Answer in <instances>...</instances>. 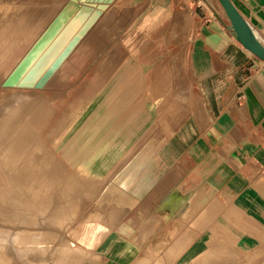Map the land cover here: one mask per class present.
I'll return each mask as SVG.
<instances>
[{
    "label": "rangeland",
    "instance_id": "1",
    "mask_svg": "<svg viewBox=\"0 0 264 264\" xmlns=\"http://www.w3.org/2000/svg\"><path fill=\"white\" fill-rule=\"evenodd\" d=\"M69 1L70 0H0V19H4L3 23L7 20H14L16 24L20 25V30L4 36V39H8L6 43L2 42V40H4L3 38L0 39V211L5 208L11 211V207H14V197L12 196L14 192L21 193L26 203L36 204L40 199H47L49 202H53L52 206L54 207L51 206L49 215L53 214L52 218L56 217L57 220L54 223H52L51 220L49 226L46 228L42 226L35 229V231L46 232L42 237L43 240L46 241V245H48L46 246L48 251L45 254L46 256L43 255V259L44 257H48L49 260L51 259L48 261V264H54L51 258L52 256L49 254L51 250L57 247L63 249L72 244L68 243L67 239L74 241L73 244H81L77 241V238H74L69 232L70 230H68V227H72V229L78 228L81 222L86 219L97 220L104 224L106 229L97 234V243L94 246L83 249L84 253L74 251V254H79V256L76 259L73 258V255L69 256L71 264H140V262L141 264H152L157 258H161L163 264L168 261V258L169 262H166V264H189L182 258V250L179 249V243L177 244L176 240L173 241V237L162 235L161 241L163 242L160 248L158 246L157 236L145 241V235L142 236L145 220H143V215L138 216L137 214V212H142L141 202H133L131 203L133 206L129 204L128 206L130 207L123 206L124 208L119 206L122 203H115L119 198L118 196H120L119 190L116 189L117 193H114L115 191H111L109 187L112 184H117L115 176L121 173L125 164H122L123 168L120 172H118L120 164L114 163L111 167L105 168L103 175H97L95 177L83 176L78 174L79 172L76 170V164L72 163L70 160L81 146L69 145L68 147L66 146V148H57L55 146V144L58 143L55 142L62 136V132L67 131V125L76 117L75 113L80 112L87 102L93 99L95 94L107 85L106 83L112 77V74L109 73L110 70L106 71L104 75L94 76L92 75L93 70L89 71L81 68L84 66V61L79 59L75 61L69 60L66 67H63L59 73L57 72L49 85L43 90L3 85L4 79L17 66L24 54L27 53V50L39 38L42 31L48 27V24L55 16H60V18L57 17V20L55 19L51 25V29L44 37V41H42L43 43L38 46V52L49 45V43L61 33V30L66 28V25H71V32L77 31L74 27L75 25L79 27L78 16L81 18L84 12L82 13L81 11V13L77 15V12H75V6L79 7L77 2H74L75 4H70ZM158 1L159 0H145V3H152L149 9L148 6H145V56L142 57V59L145 60V74H134L133 77H130L140 80L137 85L132 86L134 87L133 91L109 92L107 100H114V106L112 107L116 112L111 116L109 113L110 107L106 110L105 105H103L102 107L107 111L105 117H114L117 113H120V115L117 119L115 118V122L110 129L102 133V137L98 140L94 149L92 148L91 151H89L90 153L88 152L85 155L86 158L93 160L94 163L105 155L110 156L111 153L121 152V155H123L121 160L125 159L126 161H130L131 157L137 154L144 145L147 146L148 143L151 142L149 138L151 136V131L149 129L159 115L160 118L169 119L175 116L176 112H181L184 116L191 105L197 103V105L200 106L203 101V96L197 85L196 76L192 74L191 62L189 61V49L191 47L190 52L193 51L197 43L201 19L199 11L202 8L210 10L208 6L209 3L207 0H178L177 6L172 8L173 11L155 14L151 11L152 9H156V3H158ZM212 1L218 9L220 16L213 11L210 17H222L226 26L229 24V20L223 13L221 2L219 0ZM80 9L82 8H79V10ZM93 10H95V8ZM73 14H75V18H72ZM90 15L91 16L85 15V24L87 21L93 20L97 14L94 12ZM155 19L157 22L152 26V20L154 22ZM158 23L159 25H157ZM2 31L5 30L0 26V32ZM231 32L230 30V33ZM231 35L234 37L233 33H231ZM9 44H12V49L10 51H5L4 45L8 46ZM64 62L61 66L64 65ZM106 62L110 63V61ZM257 62L263 64V61L259 58ZM139 63L140 61H137V58L130 60V65L132 64L141 71L139 68L141 65ZM62 73L64 74L62 75ZM21 75L22 68L17 72L16 76L8 80V83H17ZM161 78L162 80L165 78V80H163V82L162 80L159 81ZM117 79L119 80V77H117ZM158 82L161 85H159ZM161 88L163 89L162 91ZM151 90H153V92ZM155 92H157V94ZM167 95H169V97H166ZM167 98H170V100ZM118 103H122L121 106H115V104ZM161 103L163 105L166 103V106L161 105ZM158 106H161L160 108L163 110ZM159 109L160 111H157ZM104 115H102V117H104ZM104 121L105 120H101L98 124ZM43 122L48 124L46 125ZM46 128L54 131L52 132ZM38 132L41 133L39 134ZM25 135L28 136L26 137ZM72 135L74 134L69 133V137ZM84 136L85 134L81 132L79 134V141L84 140ZM21 139H23V141H21ZM29 143H32L33 146ZM64 143L67 142L64 141ZM15 144H19V147ZM23 149L24 151H22ZM30 149L31 152H28ZM106 151L108 152L106 153ZM65 152H67V154ZM31 155L34 157L32 158ZM128 155H131V157ZM24 157H27V159L25 158L27 164L23 162L25 161ZM31 158L33 161L35 160L34 163ZM6 159L12 161L6 162ZM28 159L30 161L29 163ZM13 160L16 162L18 161L15 166H13L15 164ZM19 161L21 164L25 163L28 167L23 166V168L22 165L19 164ZM7 163L11 165L9 166ZM31 165L34 168L33 171H31ZM8 166H12V168ZM142 166L143 165L137 168L135 167L136 169L134 168V170H132L134 171L133 175H135L138 172L137 170ZM13 167H16L18 170L13 169ZM8 168L11 170L9 171ZM19 169H21L20 172L24 171L21 173L24 177H27V174L33 173L35 170V174H40V180L37 182L34 179H32L33 181H25L23 179L24 177L20 180L21 174L19 175ZM25 169L27 174H25ZM13 171L15 172L13 173ZM133 175L127 178L128 181L126 184L132 179ZM12 176L14 177L11 178ZM14 178L19 181H16ZM15 184H17L16 187ZM71 184L75 185L73 190L70 189ZM138 184H140V182ZM37 189L38 192H36ZM143 190L144 189L138 191V193L141 194L139 196L140 198L142 197ZM129 193L131 194V192ZM111 210H115V213ZM10 222L11 223H9V221L5 222L4 216L0 213L1 234L2 229L4 232L5 228H9L10 230H18L20 228V225L13 224L12 226L16 227L14 229V227L10 226L14 222L12 220H10ZM66 222L68 223L66 224ZM60 228H62V230ZM3 238L5 239H0V264H46L42 258L37 257L41 255L39 253L42 252L40 251L42 249H37L36 245L16 242L13 235L10 234ZM63 238H65L64 241H62ZM28 247L32 248L31 250L36 249V251L33 250L34 252H28L34 254L29 256L32 261L35 257L36 260H38V258L42 260L35 262L34 259L32 262L22 256V248ZM127 247H132L134 251L129 255V258L126 259L123 257V251ZM154 256L157 258L154 259ZM206 263L207 261H204V264Z\"/></svg>",
    "mask_w": 264,
    "mask_h": 264
},
{
    "label": "crops",
    "instance_id": "2",
    "mask_svg": "<svg viewBox=\"0 0 264 264\" xmlns=\"http://www.w3.org/2000/svg\"><path fill=\"white\" fill-rule=\"evenodd\" d=\"M232 1L264 38V0ZM177 2L159 0L151 12H171ZM207 2L210 10L202 8L199 11L197 43L193 51L189 49L192 74L196 76L203 101L200 106L191 105L184 116L176 112L175 117L169 119L160 118V115L156 118L149 129V138L161 142L151 159L137 170L141 176L128 183L136 187L131 194L143 206V214H137L143 215L145 220L142 231L145 241L157 236L160 248L162 235L173 237L177 244H184L181 256L189 264H203L199 257L209 251L217 254L214 253L207 264L212 261L213 264H264V62L258 63L253 53L234 40L222 17H210L213 11L220 14L212 0ZM145 6L149 9L152 3L115 0L101 13L96 8L80 9L84 13L78 30L84 28L83 35L55 74L65 68L69 60L79 59L84 61L81 68L93 70L94 76L110 70L112 77L100 91H133V82L129 84L128 79L123 80L134 74H145V60L142 59L145 56ZM75 7V12L79 13V7ZM94 12L96 17L85 24L84 18ZM155 22L156 19L152 20V26ZM134 58L140 61L141 71L133 63L130 65ZM99 104L105 105L106 110L110 107L111 116L115 114L113 99H101ZM106 114L104 111L95 119V126L102 127L101 130L94 127L90 134L97 135V141L120 115L105 117ZM101 120L105 121L98 125ZM119 166L118 172L123 168ZM144 172L145 177L142 176ZM141 189L144 190L140 198L138 191ZM212 209L215 212L210 211Z\"/></svg>",
    "mask_w": 264,
    "mask_h": 264
},
{
    "label": "bare ground",
    "instance_id": "3",
    "mask_svg": "<svg viewBox=\"0 0 264 264\" xmlns=\"http://www.w3.org/2000/svg\"><path fill=\"white\" fill-rule=\"evenodd\" d=\"M114 1L115 0H113L112 2H109V3H106L107 4V6H110V3L112 4V3H114ZM119 1V0H118ZM77 3H78V1H77ZM80 3V2H79ZM78 3V4H79ZM49 4V3H48ZM222 5V4H221ZM48 7V6H47ZM108 8V7H107ZM222 8H223V13L228 17V22H229V24H227V26H228V28L232 31L231 33H233V35H234V40L236 41V42H238L240 45H242L243 47H244V45L241 43V41L238 39V36H237V33H236V31L234 30V28L232 27V22H231V19H230V17H229V15H228V13H227V11L225 10V8L222 6ZM5 9V8H4ZM28 9V8H27ZM83 9V8H82ZM81 9V10H82ZM15 10H16V8H15ZM20 10V9H19ZM51 10V9H50ZM79 10V9H78ZM81 10H80V12L79 13H77V15L78 14H80L81 13ZM92 10V9H91ZM6 11V10H5ZM13 11V10H12ZM104 11V10H103ZM102 11V12H103ZM8 12H10V11H8ZM17 12V11H16ZM39 12H40V10H39ZM97 12H98V10H97ZM5 13V12H4ZM15 13V12H14ZM14 13H13V15H14ZM20 13V12H19ZM44 13V12H43ZM99 13V12H98ZM6 14V13H5ZM16 14V13H15ZM18 14V13H17ZM10 15V14H9ZM2 16H3V14H2ZM8 16V15H7ZM12 16V15H11ZM17 16V15H16ZM4 17V16H3ZM18 17V16H17ZM58 18H60V16H57ZM72 18H75V15H74V17H72ZM78 18H79V21H78V23H79V26H80V16H78ZM3 18L2 19H0V26L5 30V31H2V32H0V39H4V36H6V35H8V34H11V33H13V32H15V31H18V30H20L19 29V27H20V25H18V24H16V22H14V20H7V21H5L4 23H3ZM56 20H57V18H56ZM82 22H83V20H82ZM82 22H81V24H82ZM12 28H13V31H12ZM74 28H76L77 29V31H79V30H81L82 29V31H83V28H81V29H79L78 30V28L79 27H77V25H75V27ZM255 33L257 34V36L259 37V39L263 42V44H264V38H262L256 31H255ZM6 38V37H5ZM8 41V39H4V40H2V42L3 43H6ZM43 41H44V38H43ZM43 43V42H42ZM12 44H9L8 46L7 45H4V49H5V51H10L12 48V46H11ZM30 45V44H29ZM33 45V44H32ZM31 45V46H32ZM252 53V52H251ZM66 62V61H65ZM64 62V63H65ZM132 67V66H131ZM132 69V68H131ZM127 70V69H126ZM18 72V71H17ZM131 72V71H130ZM129 72V73H130ZM17 74V73H16ZM163 75V74H162ZM165 75V74H164ZM126 79H128L127 77H125V79H124V81H126ZM162 80V78L159 80V81H161ZM163 80H165V78L163 79ZM163 80H162V82H163ZM133 82V85L135 86V85H137L139 82H140V80L138 79V78H130V79H128V83L130 84V83H132ZM161 82V83H162ZM120 83V82H119ZM159 83V82H158ZM159 85H161L160 83H159ZM166 85V84H165ZM163 86H164V84H163ZM155 87V86H154ZM153 87V88H154ZM159 87H162V86H159ZM152 88V89H153ZM157 88V87H156ZM158 89H160V88H158ZM167 89V88H166ZM110 90V89H109ZM163 89L161 88V91H162ZM152 92H153V90H151ZM159 91V90H158ZM167 91V90H166ZM156 94H157V92H155ZM159 93H162V92H159ZM108 94H109V92L108 91H99V92H97L96 94H95V96H94V98L93 99H91L90 101H88L87 102V104L82 108V110L80 111V112H77V113H75V118H74V120L72 119L71 121H70V123L67 125V131L66 132H62V136L61 137H59V139L55 142V143H57V144H55V146L57 147V148H59V147H63V148H66V146L68 147L69 145L70 146H75V145H77V146H81L80 148H79V150L71 157V162L72 163H75L76 164V170L79 172L78 174H80V175H83V176H89V177H95V176H97V175H103V173H104V171H105V168L106 167H111L112 166V164H114V163H116V162H118L119 164H125V166H124V168L122 169V171H121V173L118 175V176H115V181H117V184H112L109 188L111 189V191L113 190V191H115L114 193H117L116 192V189L117 190H119V194H120V196H118L119 198L117 199V201L115 202L116 204H121V205H119V206H124V207H126V206H128L129 204H131V203H133V202H136L138 199L134 196V195H132V194H130L129 192H132L133 190H135L136 191V187H134V188H132V187H130V184L129 183H127L126 184V182L128 181L127 180V178H129V176L130 175H133V172L134 171H132L135 167L137 168L138 166H140V165H144L145 166V163H147L150 159H151V157H152V153L154 152V149H156V147H157V144L159 143V142H161V140H159V139H156V140H154V141H151V143L150 144H148L147 146H144L133 158L131 157V155L129 156V157H131L132 159L130 160V161H128V162H126V160L124 159V160H121L122 159V152L121 153H111L110 154V156H103V158H100L96 163H94V161L93 160H91V159H88V158H86V154L89 152V151H91V149L93 148L94 149V146L98 143V141H97V135H90L91 134V132L93 133V131H94V127H97V126H95V124H96V121H95V119L96 118H98V117H101V114L102 113H104V111H106V110H104V107H101V104H99L100 103V100L101 99H105V100H107V97H108ZM153 94V93H152ZM154 95V94H153ZM164 95V94H163ZM171 95V94H170ZM110 96H111V94H110ZM157 96V95H156ZM155 97V96H154ZM158 97H160V96H158ZM157 97V98H158ZM166 97H169V95H167ZM171 98V97H170ZM170 98H167L168 100H170ZM166 99V98H165ZM98 102V103H97ZM167 102H169V101H167ZM166 102V103H167ZM102 103V102H101ZM116 103H117V101H116ZM163 103V102H162ZM161 103V105H163ZM166 103L164 104L165 106H166ZM163 105V106H164ZM163 106H162V108H163ZM159 107V106H158ZM161 107V106H160ZM159 107V108H160ZM161 109V108H160ZM160 109L159 110H157V111H160ZM161 110H163V109H161ZM36 112V111H35ZM174 112V111H173ZM37 113V112H36ZM38 113H40V112H38ZM55 113V112H54ZM109 114V113H108ZM173 114V113H172ZM36 115V114H35ZM38 115V114H37ZM97 115V116H96ZM35 118H37L36 116H34ZM175 117V116H174ZM177 119V118H176ZM175 120V119H174ZM179 120V119H178ZM45 122H48V121H45ZM45 122H43V123H45ZM49 123V122H48ZM47 123V124H48ZM40 124H41V122H40ZM46 124V123H45ZM45 124H43V125H45ZM46 124V125H47ZM53 124V123H52ZM169 124V123H168ZM42 125V124H41ZM51 125V124H50ZM99 125V124H98ZM169 126V125H168ZM171 127V126H170ZM43 128H45V127H43ZM42 128V129H43ZM50 128V127H49ZM53 128V127H52ZM102 128V127H101ZM101 128H99V127H97V129H100L101 130ZM46 129H48V128H46ZM45 129V130H46ZM21 130V129H20ZM48 130H50V129H48ZM104 130V129H103ZM50 131H52V130H50ZM54 131V130H53ZM52 131V132H53ZM169 131V130H168ZM37 132V131H36ZM45 132V131H44ZM44 132H42V133H44ZM47 132V131H46ZM82 132V134L84 133L85 134V139L84 140H82V141H79V134ZM135 132V131H134ZM39 133V132H38ZM37 133V134H38ZM41 133V132H40ZM39 133V134H40ZM69 133H72V134H74V135H72V136H70L69 137ZM47 134V133H46ZM0 135H1V133H0ZM24 135V134H23ZM26 136V135H25ZM28 136V135H27ZM26 136V137H27ZM38 136V135H37ZM43 136V135H42ZM41 136V137H42ZM20 137V136H19ZM18 137V138H19ZM24 137V136H23ZM40 137V136H39ZM17 138V139H18ZM25 138V137H24ZM43 138V137H42ZM74 138V139H73ZM8 139H9V137H8ZM13 139V138H12ZM31 139V138H30ZM1 141H2V138H1ZM15 141V140H14ZM17 141V140H16ZM21 141H23V139H21ZM21 141H18V142H21ZM29 141V140H28ZM64 141L65 142H67V143H64ZM17 142V143H18ZM14 143H16V142H14ZM25 143V142H24ZM23 143V144H24ZM28 143V142H27ZM22 144V145H23ZM29 144H32V143H29ZM15 145H19V144H15ZM159 145V144H158ZM10 146H11V144H10ZM9 146V147H10ZM24 146V145H23ZM26 146V145H25ZM30 146V145H29ZM32 146H33V144H32ZM3 147V146H2ZM13 147V146H12ZM19 147V146H18ZM21 147V146H20ZM31 147V146H30ZM29 147V148H30ZM15 148H17V147H15ZM10 149H11V147H10ZM13 149V148H12ZM22 149V148H21ZM28 149V148H27ZM33 149V148H32ZM26 150V149H25ZM29 150V149H28ZM15 151H18V150H15ZM21 151V150H20ZM22 151H24V149L22 150ZM28 152H31V149H30V151H28ZM108 151H106V153H107ZM20 153V152H19ZM24 153H26V152H24ZM23 153V154H24ZM34 153H35V149H34ZM66 154H67V152H65ZM90 153V152H89ZM20 154H22V153H20ZM31 154V153H30ZM32 154H33V152H32ZM129 154V153H128ZM134 154V153H133ZM132 154V155H133ZM34 155V154H33ZM33 155H31L32 156V158L34 157ZM97 155H98V152H97ZM30 156V155H29ZM28 156V157H29ZM127 156V155H126ZM27 159V157H24V160L25 161H23V162H26V159ZM31 158V159H32ZM19 159V158H18ZM30 159V160H31ZM35 159V158H34ZM130 159V158H129ZM7 160V159H6ZM5 160V161H6ZM9 160V159H8ZM6 161V162H10V161H12V160H9V161ZM20 160V159H19ZM22 160V159H21ZM15 160H13V162H14ZM35 161V160H34ZM34 161H33V159H32V162L34 163ZM6 162H5V164H6ZM18 162V161H17ZM16 161H15V164L13 165V166H15L16 165V163H17ZM30 161H29V159H28V163H29ZM125 162V163H124ZM19 164H21L20 163V161H19ZM26 164H27V162H26ZM25 163L24 164H21L22 165V167L23 166H26V167H28L27 165H26ZM7 165H9L8 163H7ZM11 165V164H10ZM9 165V166H10ZM18 165V164H17ZM28 165H30V164H28ZM6 166V165H5ZM8 166V167H9ZM17 167H19V166H17ZM31 167H32V165H31ZM9 168H12V166L11 167H9ZM9 168H8V170H9ZM20 168H21V166H20ZM24 168V167H23ZM116 168H118V167H116ZM135 168V169H136ZM6 169V168H5ZM13 169H17L16 167L14 168L13 167ZM27 169V168H26ZM26 169H25V171H26ZM33 167H32V170L31 171H33ZM11 170V169H10ZM9 170V171H10ZM18 170V169H17ZM20 170L21 169H19V172H20ZM24 170V169H23ZM115 170V169H114ZM113 170V171H114ZM29 171H30V168H29ZM29 171H28V173H29ZM132 171V172H131ZM12 172V171H11ZM15 171H13V173H14ZM18 172V171H17ZM22 172H24V171H21L20 173H19V175L22 173ZM34 172L36 173V171L34 170ZM30 173V174H27V171L25 172V174H27V177H24V175H22L21 174V178H20V180L23 178L25 181L27 180V181H33L32 179H34L36 182L37 181H39L40 180V174H35V173ZM7 173V172H6ZM98 173V174H97ZM141 173V172H140ZM12 174V173H11ZM10 174V175H11ZM31 174H33V175H31ZM138 175H140L141 176V174H138V173H136L135 175H133L132 176V178H134V179H136L137 177H138ZM16 176H17V174H16ZM16 176H15V178H16ZM32 176H33V178H32ZM113 176V175H112ZM142 176L143 177H145V172L142 174ZM14 176H12L11 178H13ZM14 178V179H15ZM27 178V179H26ZM140 178V177H139ZM13 179V180H14ZM16 181L18 180V179H15ZM130 180H132V179H130ZM15 181V182H16ZM19 181V180H18ZM27 183V182H26ZM34 183V182H33ZM107 183V182H106ZM14 186V185H13ZM17 186V184H15V187ZM71 186V188L70 189H72L73 190V187L75 186L74 184H71L70 185ZM262 186V185H261ZM14 187V188H15ZM30 189H31V187H30ZM132 190V191H131ZM110 191V190H109ZM27 192H30V191H27ZM36 192H38V189H37V191ZM122 192H123V194H122ZM127 194H126V193ZM134 192V191H133ZM106 193V192H105ZM110 194H112V193H110ZM206 194V193H205ZM90 195V194H89ZM100 195V194H99ZM106 195V194H105ZM12 196L14 197V200H13V206L14 207H11L12 209H11V211L9 210V209H3L2 211H0V213H1V215H3L4 216V220H5V222L7 221H9V223H11L10 222V220H12L14 223H12L10 226H12L13 224H15V225H20L19 227V229L18 230H16L15 228L16 227H14V226H12V227H14V229L15 230H10L9 228L8 229H6L5 228V226H4V232H3V229H2V234H1V232H0V239H5V238H3V237H5V236H9V234L10 235H13V238L15 239V241L16 242H20L21 244H23V243H29V244H33V245H36L37 246V249H42V250H40V251H42L41 253H39V254H41V255H38L37 257H39V258H42L43 259V255L44 256H46L45 254H46V252L48 251V248H46V246H48V245H46V241L45 240H43V235H44V233H46V232H41V231H35V229H37V228H39V227H42V226H44L45 228L47 227V226H49V223L51 222V220H52V223H54L56 220H57V218L56 217H54V218H52V215L53 214H51V215H49L50 214V208H51V206H52V204H53V202H49L47 199H40V200H38L37 202H36V204H30L29 202H25V199L21 196V193H19V192H14V194H12ZM108 196V195H107ZM106 196V197H107ZM201 197H203V195H201ZM94 198V197H93ZM98 199V198H97ZM27 200H28V198H27ZM26 200V201H27ZM201 199H199V201H200ZM214 200V199H213ZM50 201H51V199H50ZM102 201H104V200H102ZM107 201V200H106ZM219 201V200H218ZM217 201V202H218ZM68 202H70V201H68ZM216 202V203H217ZM221 202V201H220ZM229 202V201H228ZM77 203H78V201H77ZM87 203V202H86ZM85 203V204H86ZM107 203V202H106ZM195 203V202H194ZM213 203H215L214 201H213ZM212 203V204H213ZM109 204H111V203H109ZM196 204V203H195ZM211 204V203H210ZM211 204V205H212ZM218 204H219V202H218ZM218 204H216V206H218ZM222 204V203H221ZM220 204V205H221ZM69 205V204H68ZM75 205V204H74ZM84 205V204H83ZM106 205V204H105ZM132 206H133V204H131ZM81 206V205H80ZM101 206V205H100ZM116 206H118V205H116ZM208 206H209V204H208ZM207 206V207H208ZM213 206V208H214V204L212 205ZM224 206V205H223ZM52 207H54V206H52ZM123 207V208H124ZM128 207H130V206H128ZM142 207L143 206H141V209H142ZM221 207H222V205H221ZM233 207V206H232ZM69 208V207H68ZM109 208V207H108ZM110 208H111V206H110ZM119 208V207H118ZM197 208V207H196ZM212 207L211 206H209V208L208 209H211ZM216 208H220V206L219 207H216ZM100 209V208H99ZM113 209H114V207H113ZM200 209H201V207H200ZM207 209V208H206ZM89 210V209H88ZM116 210V209H115ZM115 210L113 211V210H111V211H113V213H115ZM118 210V209H117ZM143 210H144V208H143ZM214 210H215V208H214ZM220 210V209H219ZM73 211V210H72ZM94 211H96V210H94ZM98 211V210H97ZM140 211V210H139ZM145 211V210H144ZM204 211V210H203ZM207 211H209V210H207ZM207 211H205V212H207ZM210 211H213V209L212 210H210ZM74 212V211H73ZM89 212V211H88ZM199 212H201V211H199ZM213 212H215V211H213ZM212 212V216H213V213ZM77 213V212H76ZM139 213H142V212H139ZM209 213V215H210V212H207L206 213V215ZM75 214V213H74ZM74 214H72V215H74ZM143 214V213H142ZM219 214V213H218ZM221 214V213H220ZM86 215V214H85ZM91 215V214H90ZM76 216H77V214H76ZM112 216V215H111ZM205 216V215H204ZM211 216V217H212ZM234 216V215H233ZM83 217H85V216H83ZM78 218V217H77ZM76 218V219H77ZM201 218H203V217H201ZM207 218H209L208 216H207ZM217 218V217H216ZM3 219V218H2ZM215 219V218H214ZM135 220V219H134ZM207 220V219H206ZM236 220V219H235ZM75 221V220H74ZM81 221H82V219H81ZM68 222H66V224H67ZM156 223V222H155ZM160 223V222H159ZM213 223V222H212ZM239 222H237L236 224L237 225H239L238 224ZM4 225V224H3ZM64 225V224H63ZM62 225V226H63ZM69 225V224H68ZM72 225V224H71ZM152 225V224H151ZM241 225V224H240ZM243 225H245V224H243ZM73 226V225H72ZM145 226V225H144ZM148 226H150V225H148ZM233 226H235V225H233ZM61 227V226H60ZM66 227V226H65ZM153 227V226H152ZM202 227V226H201ZM242 227V226H241ZM248 227H250V224H249V226ZM252 227V226H251ZM11 228V227H10ZM63 228V227H62ZM62 228H60L61 230H62ZM154 228H155V225H154ZM153 228V229H154ZM207 228V227H206ZM221 228V227H220ZM239 228H240V226H239ZM106 229V226L104 225V224H102V223H100V222H98L97 220H94V219H92V220H85V221H83V222H81V224L78 226V228H74V229H72V227L70 228V227H68V230H70L69 232L74 236V238H77V241L79 242V243H81V244H73L74 243V241H72V240H70V239H67V241H68V243H72V244H70L68 247H64L63 249H61V248H56V249H53V250H51V252H49V254L52 256H49V257H51L52 258V261L54 262V264H71L70 263V260H69V256H71V255H73V258L74 259H76L78 256H79V254H74V251H78L79 253L81 252H83V249H86V248H91L92 246H94L96 243H97V234L98 233H100V232H103L104 230ZM243 229V228H242ZM244 229H245V227H244ZM66 230H67V228H66ZM149 229H147V231H148ZM151 230H152V228H151ZM223 230V229H222ZM245 230H247V229H245ZM250 230V229H249ZM255 230V229H254ZM254 230H252V231H254ZM1 231V230H0ZM27 231V232H26ZM251 231V230H250ZM250 231H248V232H250ZM225 232V231H224ZM247 232V233H248ZM27 233V234H26ZM222 233V232H221ZM254 233V232H253ZM230 234H232V233H230ZM144 234L142 233V236H143ZM191 235V234H190ZM195 237V236H194ZM232 237V236H231ZM215 238V237H214ZM219 238H220V236H219ZM227 238H229V237H227ZM234 238V237H233ZM225 239V238H224ZM230 239V238H229ZM65 240V238H63L62 239V241H64ZM169 240V239H168ZM212 240H213V238H212ZM214 240H216V239H214ZM218 240V239H217ZM227 240V239H226ZM225 240V241H226ZM183 241V240H182ZM224 241V242H225ZM102 242H104V241H102ZM213 242V241H212ZM211 242V243H212ZM221 242V241H220ZM219 242V243H220ZM227 242V241H226ZM225 242V244H227ZM229 242V241H228ZM112 243V242H111ZM214 243V242H213ZM176 244V243H175ZM174 244V245H175ZM223 244V243H222ZM179 245V249L180 250H182L183 249V247H184V244H182V242L181 243H179L178 244ZM218 245V244H217ZM228 245V244H227ZM229 245H230V243H229ZM82 246V247H81ZM219 246V245H218ZM217 246V248H219V249H221L220 247H225V245H221L220 247H218ZM212 247V246H211ZM214 247H215V245H214ZM213 247V248H214ZM170 248H172V247H170ZM176 248V247H175ZM178 248V247H177ZM216 248V247H215ZM239 248V247H238ZM32 248H30V247H28V248H22V250H23V253H22V256H24V257H26L27 259H29V261H32V259H30V257L29 256H31V255H34L33 253L31 254V253H28L29 251H32V252H34L33 250H35L36 251V249H33V250H31ZM159 249V248H158ZM212 249V248H211ZM223 249V248H222ZM22 250H21V252H22ZM55 250V251H54ZM157 250V249H156ZM24 251H25V254H24ZM86 251V250H85ZM90 251V250H89ZM134 251V249L131 247H127L124 251H123V257L124 258H129V255L132 253ZM215 251V250H214ZM216 251H217V249H216ZM237 251V250H236ZM156 252V251H155ZM168 252H169V250H168ZM176 252V251H175ZM220 253H221V250L219 251ZM223 252V251H222ZM237 252H239V251H237ZM84 253V252H83ZM157 253H158V250H157ZM214 253H216V252H214ZM214 253H212V252H206V253H204L201 257H199V261H200V263H203L204 264V261L206 262V261H208V259H211L213 256H214ZM30 254V255H29ZM37 254V253H36ZM35 254V255H36ZM48 254V255H49ZM176 254V253H175ZM217 254V253H216ZM223 254H224V252H223ZM174 255V254H173ZM177 255V254H176ZM218 256H221V255H218ZM34 257V256H33ZM33 257H31V258H33ZM169 257V256H168ZM167 257V258H168ZM222 257L225 259V257H224V255H222ZM38 258V260H36V257L34 258L35 259V262L36 261H39V260H42V259H39ZM147 258V257H146ZM155 258H157V257H155L154 256V259ZM163 258V257H162ZM34 259H33V261H34ZM152 261H154L152 258H150ZM224 259H221V261L223 262V260ZM51 260V259H50ZM49 259H48V257L46 258V257H44V259H43V261L46 263V264H48L49 262L48 261H50ZM165 260H166V258H165ZM32 261V262H33ZM51 261V262H52ZM151 261V262H152ZM212 261V260H211ZM50 262V263H51ZM167 263L169 262V258H168V261H166ZM166 262H165V264H166ZM213 262L214 261H212V264H213ZM220 261L218 260V263H219ZM197 263V262H196ZM53 264V263H52ZM88 264H92V263H88ZM140 264H141V262H140ZM144 264V263H143ZM151 264V263H150ZM152 264H163V260L161 259V258H157L155 261H154V263H152ZM198 264V263H197ZM207 264V263H206ZM208 264H211V262L209 263L208 262Z\"/></svg>",
    "mask_w": 264,
    "mask_h": 264
},
{
    "label": "water",
    "instance_id": "4",
    "mask_svg": "<svg viewBox=\"0 0 264 264\" xmlns=\"http://www.w3.org/2000/svg\"><path fill=\"white\" fill-rule=\"evenodd\" d=\"M77 1L78 3L80 2L79 4L77 3L79 8L92 10L97 8L98 12L101 13L108 7L106 3L112 2L113 0H70L69 3L75 4L74 2ZM219 1L229 15L232 27L236 31L238 39L247 50L264 62V44L255 33L252 25L243 16L232 0ZM56 18L57 16L33 43L27 53L18 62L17 66L4 79V86L42 89L62 63L68 58L84 32H71V25H66V28L62 29L61 33L57 35L49 45L38 52L39 44L42 43L43 38L51 29V25ZM21 68L22 75L21 77L19 76L17 83H8V80L16 76L17 71Z\"/></svg>",
    "mask_w": 264,
    "mask_h": 264
}]
</instances>
